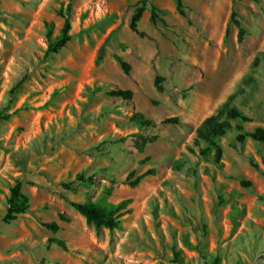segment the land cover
Returning a JSON list of instances; mask_svg holds the SVG:
<instances>
[{"label": "rangeland", "instance_id": "obj_1", "mask_svg": "<svg viewBox=\"0 0 264 264\" xmlns=\"http://www.w3.org/2000/svg\"><path fill=\"white\" fill-rule=\"evenodd\" d=\"M182 3L185 16L174 0H0V264H264V143L235 140L264 129V0ZM67 7L70 41L48 53ZM229 98L248 120L229 121L215 163L193 141ZM17 181L28 207L7 222Z\"/></svg>", "mask_w": 264, "mask_h": 264}, {"label": "trees", "instance_id": "obj_2", "mask_svg": "<svg viewBox=\"0 0 264 264\" xmlns=\"http://www.w3.org/2000/svg\"><path fill=\"white\" fill-rule=\"evenodd\" d=\"M175 1V10L179 15L185 16L183 10L182 0H174ZM144 2V1H143ZM145 3H142L141 6L136 10L133 16L130 19L129 28L132 32L137 34L139 37H143L144 34L140 33L137 30V23L141 18L142 12L145 8ZM150 21L156 23L157 21L163 22V20L159 17L156 9L152 6L150 12ZM58 15H60L64 19L63 26L61 28L60 36L57 40L48 46V53H57L61 48H63L67 42L70 41L69 30H70V8L67 7L65 13L63 11H59ZM238 25V23L236 22ZM242 29L239 27V35L241 37ZM120 68L124 74L128 73L129 66L125 62H119ZM159 79L156 80L155 86L159 90L160 87L158 85ZM96 92L100 91V88L95 89ZM110 97L120 98L121 100L128 101L132 97V92L129 90H121L114 89L107 93ZM232 98H229L224 105L216 112V114L211 115L206 118L196 129L195 139L193 141L194 145L199 148V153L202 158L208 159L212 156L215 163H218L222 157V149L218 144V139L223 137L227 130L230 129L229 121H240L246 122L248 119L241 112L237 110V108L232 107L231 104ZM222 117H225V120H222ZM130 120L132 122L137 123L141 126H149L153 125V122L145 119L141 113H134ZM177 123V119L169 118L160 122V124H170ZM245 137H249L251 140L264 143V129L256 128L252 133L247 135H237L235 140L239 143H243ZM143 144H146L145 142ZM203 145V146H201ZM252 166L257 169V166L252 163ZM146 174H152V171H149ZM146 174H142L135 178L132 181L130 186H135ZM76 180H83L82 176H78ZM242 185L249 187V183L241 182ZM66 188H70L71 184L64 185ZM70 206L84 219L87 223L93 224L96 227H104L109 230H113L118 227L119 221L114 220V213L102 206H98L95 204L87 203L80 204L71 202ZM121 206V204L119 205ZM28 207V199L27 196L22 192V184L20 181H17L9 190V194L6 198V214L4 216V220L7 222L15 220L20 214L25 213ZM60 220H63V216L60 215ZM44 226L51 230L52 232H56L58 230V224L56 222H50L44 224ZM54 243L66 250L65 243L61 240H55ZM174 258L177 260L178 254L174 253Z\"/></svg>", "mask_w": 264, "mask_h": 264}]
</instances>
